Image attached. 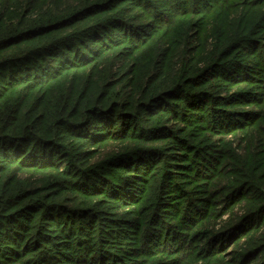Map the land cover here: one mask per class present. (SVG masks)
<instances>
[{
	"label": "trees",
	"instance_id": "1",
	"mask_svg": "<svg viewBox=\"0 0 264 264\" xmlns=\"http://www.w3.org/2000/svg\"><path fill=\"white\" fill-rule=\"evenodd\" d=\"M0 264H264V0H0Z\"/></svg>",
	"mask_w": 264,
	"mask_h": 264
}]
</instances>
